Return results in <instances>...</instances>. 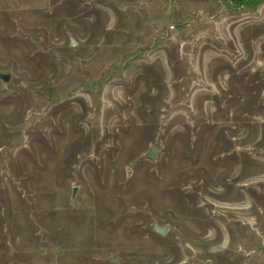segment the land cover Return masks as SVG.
<instances>
[{"label": "rangeland", "instance_id": "374dc122", "mask_svg": "<svg viewBox=\"0 0 264 264\" xmlns=\"http://www.w3.org/2000/svg\"><path fill=\"white\" fill-rule=\"evenodd\" d=\"M217 1L0 0V264H264V2Z\"/></svg>", "mask_w": 264, "mask_h": 264}, {"label": "trees", "instance_id": "16d2710c", "mask_svg": "<svg viewBox=\"0 0 264 264\" xmlns=\"http://www.w3.org/2000/svg\"><path fill=\"white\" fill-rule=\"evenodd\" d=\"M224 7H222L224 10L227 11H233L235 6L242 7L243 9H253L257 7L260 3L264 2V0H219ZM218 4H220V2Z\"/></svg>", "mask_w": 264, "mask_h": 264}, {"label": "water", "instance_id": "95a60500", "mask_svg": "<svg viewBox=\"0 0 264 264\" xmlns=\"http://www.w3.org/2000/svg\"><path fill=\"white\" fill-rule=\"evenodd\" d=\"M4 79H5V80H8L9 77H8V76H4ZM156 151H157L156 148H151L150 151L148 152V155H149V156H152V157H155V156H156ZM156 229H158L160 232H165V230H166V226H159V225H156ZM113 259H114L115 261L118 260L117 257H113ZM151 264H153V263H151Z\"/></svg>", "mask_w": 264, "mask_h": 264}]
</instances>
